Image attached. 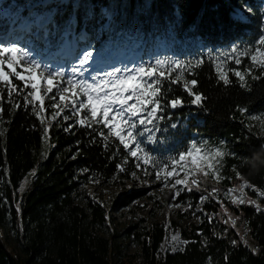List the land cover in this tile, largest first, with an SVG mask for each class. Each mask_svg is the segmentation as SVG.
Returning a JSON list of instances; mask_svg holds the SVG:
<instances>
[{
  "label": "trees",
  "instance_id": "obj_1",
  "mask_svg": "<svg viewBox=\"0 0 264 264\" xmlns=\"http://www.w3.org/2000/svg\"><path fill=\"white\" fill-rule=\"evenodd\" d=\"M263 1L0 0V37L10 29L23 32L27 46L37 55L56 51L65 38L75 35L78 49L104 54L139 45L145 66L153 64L163 52L191 65L186 67L184 78L196 79L193 91L206 99L202 105L193 104L194 96L184 90L183 81L162 80L163 111L158 115L163 119L152 125L153 140L146 139L144 131L142 141L159 160L179 155L193 139L226 141L232 155H226L218 166L219 180L211 174L197 175V187L187 179L185 187L191 189L186 192L187 198L196 205L207 194L209 201L203 207L207 214L213 211V217L205 216L193 229L185 228L188 243L175 252L161 249L169 227L164 220L137 224L140 250L136 264H264V210L257 211L247 202L233 204L224 195L227 185L241 182L237 172L264 191V133L248 118L264 111V71L245 57L242 64L232 63L227 71L231 83L225 85L219 80L215 59L216 52L233 45L249 50L258 45L264 31ZM245 5L251 11L244 9ZM237 7L243 17L234 15ZM27 22L28 26H20ZM197 60L202 61L198 66ZM238 69L245 72L246 86L234 74ZM16 70L23 72L19 66ZM27 73L23 72L29 81ZM35 74L42 86L39 70ZM11 80L15 86L11 98L7 91L12 85L0 84V264H112L111 253L118 249L119 242L104 234L109 221L107 210L92 195L84 201L81 192L93 180L109 183L131 178L132 172L140 171L137 162L111 136L105 141L107 128L92 121L87 108L79 107V101L86 97L73 95L70 88L65 93L71 98L69 106L57 100L63 111L53 118L58 109H53V101L45 96L44 111L38 116L39 100L29 104L24 99L30 87L24 88V81L15 77ZM66 81L65 76L61 86H67ZM37 95L44 96V92ZM175 97L184 100L182 107L168 106ZM17 104L21 106L15 107ZM240 108L248 111L241 112ZM81 119L86 126L78 123ZM172 124L177 127L172 128ZM25 177L27 183L20 192ZM141 193L126 192L122 199H133ZM223 203L246 228L250 244L224 223L228 215L221 211ZM233 240L237 241L235 245Z\"/></svg>",
  "mask_w": 264,
  "mask_h": 264
},
{
  "label": "snow or ice",
  "instance_id": "obj_2",
  "mask_svg": "<svg viewBox=\"0 0 264 264\" xmlns=\"http://www.w3.org/2000/svg\"><path fill=\"white\" fill-rule=\"evenodd\" d=\"M251 11V9H248ZM233 53V58L235 59L236 64L241 63V59L235 58L238 54L242 57L250 58L252 64L262 71H264V31L258 38V46H252L251 50L244 48L242 51L237 47L231 49ZM92 53L90 51H85L81 59V64L87 63L91 58ZM202 61L197 60L196 66H198ZM5 66H7L8 71H5ZM16 66H19L23 69V72L32 73L33 75L39 70L40 76L44 82L42 86H38L37 83H29L25 79V75L22 71H17ZM191 65H185L183 61L175 60L170 61L169 59H156L154 64L148 66H140L135 70H130L129 73L125 76H120V69H114L113 72L107 73V79H100L97 83H89L83 79H72L69 78L66 81L67 86H61L65 82V74L60 71L52 72L47 71L46 68H42L41 63L34 60L29 52L16 43L10 45H0V84L5 85L6 87L12 85L11 77H15L20 81H24V88H29L30 91L24 96V99L27 103L31 104L33 100H39L40 107L39 112L36 114L39 116L40 112L44 111V98H47L50 101H53L51 107L53 109H58L57 112L53 113V118L56 115H59L63 111V108L56 101L59 100L64 103V107H68L70 102V97H66L65 93H68L70 88L73 89V95H80L86 97V99H81L79 101L80 108H87L88 113L92 121L98 124H103L108 130V135L104 136V133H101L104 136L105 141L108 140V137L111 136L114 138L120 145L123 146L125 150H128L132 157L137 158L138 161L147 165L151 164L153 168L158 169L155 173L156 180H168L170 177L174 178L175 182L172 184V187L175 188L178 184H183L187 186L188 180L187 177L191 176V184L199 186L200 181L196 178L197 175H203L204 177L211 174L214 179L219 180V174L215 170V165L219 163V160L222 159L225 155H232V153H226L222 150L221 147H215L211 150L202 149L196 143L191 145L190 149H185V151L179 153V155L174 159V165H180L182 161H185L188 158H191L192 167L190 170L185 171V179H176L175 176L178 175L176 167H171L167 161L161 164H157L152 157L144 151L141 147L138 137L144 135V131L151 132L152 129L148 128L147 125H154V122L157 120H162L163 117L158 115L159 112L163 111L161 106V87L162 80H168L170 83H180L183 81V88L190 96H194V99L191 101L193 104L202 105V102L206 97H203L202 94L193 91V86L197 84L196 79H185L184 72L186 67ZM216 71L219 75V80L223 81L225 85L230 84L231 80L229 79V73L222 69V66L218 64L216 66ZM173 73H177L173 77ZM235 76L239 78L242 86H246L245 75L240 71H235ZM251 75V72H249ZM258 76H252V79H259ZM56 81V82H53ZM15 88L14 85L8 88L7 95L9 98L12 96V90ZM78 88V91H75ZM19 91V90H18ZM41 91L44 92V96H38L37 94ZM55 93H58L57 96ZM52 94V95H49ZM32 99H29V98ZM140 105L138 107L137 105ZM184 105V100L181 97H175L170 100L169 107L175 109L182 107ZM21 105H15V107H20ZM151 106V107H149ZM3 109L0 108V111ZM79 110V109H77ZM241 112H247V108H240ZM35 111V109H34ZM142 113H147L146 116H143ZM135 118V120H133ZM254 121H260L261 127L264 128V118L259 115H253L250 117ZM64 119H68L67 116ZM44 123L43 118L40 121ZM78 123L81 126H86L83 119L79 120ZM90 126V125H88ZM138 126H144V131H137ZM172 128H176V124L171 125ZM67 130V129H66ZM159 131V129H156ZM48 129H44L45 136H47ZM107 147V145H105ZM142 154V155H141ZM126 162V161H125ZM136 168H141V163H136ZM188 168V165H182L181 170ZM145 175L150 173L147 171V168L142 169ZM120 171H125L123 165L120 166ZM235 171V169H234ZM34 175L35 173H31ZM134 179H139L136 172L131 173ZM236 175L243 182L241 184V190L248 187L254 189L255 192L259 194L260 197H264V191H261L258 188H255L254 185H251L249 181L245 180L239 172ZM27 183V181H25ZM167 187V184H165ZM191 190L190 188L188 189ZM20 192L24 191V184L20 185ZM213 192H216L217 189H213ZM236 191V189H230L229 193ZM229 193H226L229 194ZM179 193L177 192V195ZM208 199L207 196L201 197V202ZM233 204H244L246 202L252 203L257 211H262L259 204L255 201H246L243 198V192L240 198H233L231 201ZM227 212V209H224ZM232 219L229 216L224 223H228V220ZM236 222L232 220V226L235 227ZM174 242L170 248V251L175 252L178 250H183L179 248V244H187L188 241H179L178 235H173L171 237ZM232 244H236L237 241L233 240ZM247 244V241H244Z\"/></svg>",
  "mask_w": 264,
  "mask_h": 264
},
{
  "label": "rangeland",
  "instance_id": "obj_3",
  "mask_svg": "<svg viewBox=\"0 0 264 264\" xmlns=\"http://www.w3.org/2000/svg\"><path fill=\"white\" fill-rule=\"evenodd\" d=\"M243 8L246 10L250 9L246 5L243 6ZM262 11L264 14V1L262 2ZM234 15L243 17L241 8H235ZM35 20H37V18H35ZM20 26L22 28L25 27L23 24ZM37 32H41L40 29H37ZM7 33L8 34L0 37V45H10L12 42L9 41V39L14 38L18 41L16 44L19 47L27 50L34 60L41 63L42 68H46L47 71L52 72H63L67 79H83L89 81L90 83H97L100 79H107L108 77L106 74L113 72L114 69H120L121 71L118 75L125 76L130 70H135L140 66H145L139 56L142 52V47H139V45L130 50L119 52L108 51L104 54H99L94 49H81L78 53L76 50L78 48L76 36L73 35L72 37L65 38L60 44L61 47L58 48L56 52H45L44 50L45 54L40 56L37 55L30 46H27L28 44L25 40V34L23 32H19L16 29H10ZM233 47H237L241 51L245 48L243 46L233 45L229 49L215 53L217 65L220 64L224 71L231 69L232 63L236 64L235 59L233 58V53L231 52ZM85 51H90L92 56L87 63L81 64L80 61ZM69 56L73 57L69 58ZM57 57L61 58V60ZM177 57L178 56L170 52H163L158 54L152 62L154 64L156 59L165 58L170 61L179 60ZM235 58L241 59L240 64H242L245 57L237 54ZM237 71L245 74L242 69H238ZM27 75L30 78V83L35 82L38 86L40 85L41 80L38 79L36 74L33 75L32 73H27ZM98 75H101V77L98 78ZM42 83L44 84V82ZM34 101L35 100H33V102ZM137 106L140 107L139 104ZM142 115L146 116L147 113H142ZM253 115H259L264 118V111L248 115L251 123L257 125L260 131L264 133V128L261 127V122L254 121L250 118ZM133 120H135V118H133ZM147 127L152 129V125H147ZM137 131H144V126L139 128ZM145 132L146 139L153 140V132ZM138 139L144 151L147 152L157 164H161L166 161L157 159L153 153L148 151L141 136L138 137ZM193 143H196L202 149L211 150L215 147H221L226 153L229 152L226 141L212 143L205 139H193L191 145ZM190 148L191 146L188 149ZM177 156L168 158L167 162L170 165V169L171 167H176L178 173V175L175 176L176 179H185V171L190 170L192 167L191 158L190 161H187L186 159L185 161H182L180 165H174L173 161ZM224 157L219 160L218 164L215 165L217 173H219L220 170L218 166L222 163ZM134 159L137 163H141L140 171L136 173L139 179L131 177L125 179L124 181H111L109 183H99L93 180L86 184L81 192V198L84 201L87 200L88 195H92L95 199H98L107 210L109 221L107 223V230L104 234L111 238L115 237V239L119 242L118 249H114L111 253L112 264H136L138 262L140 245L135 233L137 228H135V226L137 224L141 226L146 223L149 224L153 221L164 220L169 227L161 249L162 251H166L168 249L170 250L172 244L174 243L171 239L173 235H178L179 241H187V237L183 232L185 228L188 230L193 229L196 224H199L205 218V216L210 215L213 217V211H211L212 213L207 214V210L203 207L204 204L209 201V196L207 194H204L201 197L207 196L208 199L201 202L200 197L199 202L196 205H193L190 197L187 198L186 192L188 189L185 185L178 184L175 188H173L172 184L175 180L171 177L166 181L156 180L155 173L158 169L153 168L151 164L145 165L142 160L138 161L135 157ZM182 165H188V168L181 170ZM144 168H147V171L150 173L149 175L144 174L142 170ZM189 178L192 179L191 176L187 177V179ZM25 181H27L26 177L23 184H26ZM242 183V181H237L236 184L227 185L228 188L224 191V195L232 201L233 198H240L243 192V198L246 201H255L260 205L261 209L264 210V201L262 199L264 197H260L257 192L256 195L253 194L247 187L241 190L240 186ZM165 184H167V187H165ZM230 189H236V191L229 193ZM134 190L141 191V196L133 199H122L125 197L126 192H132ZM177 192L179 193L178 195ZM226 193L229 194L226 195ZM247 203L252 204L250 202ZM186 209H189V211L186 212ZM224 209H227V212H225ZM221 211L225 212L228 215V218L229 216L232 218L228 220V227H233L232 220H235L236 225L233 228L238 232L243 242L246 240L247 243L250 244L246 228L241 222H237L238 216L230 211V206L223 203ZM221 215L222 214L219 216L220 218L222 217ZM208 219L211 220V218ZM213 222L217 223L216 221ZM132 226H134V228L131 229ZM183 246L184 244L178 245L179 248H182Z\"/></svg>",
  "mask_w": 264,
  "mask_h": 264
},
{
  "label": "bare ground",
  "instance_id": "obj_4",
  "mask_svg": "<svg viewBox=\"0 0 264 264\" xmlns=\"http://www.w3.org/2000/svg\"><path fill=\"white\" fill-rule=\"evenodd\" d=\"M97 77L99 78V77H101V75H98Z\"/></svg>",
  "mask_w": 264,
  "mask_h": 264
}]
</instances>
